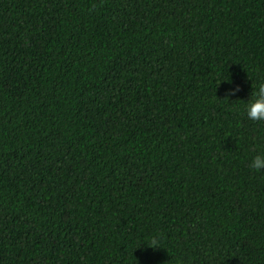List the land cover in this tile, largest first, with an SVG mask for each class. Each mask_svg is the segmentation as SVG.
<instances>
[{
  "label": "trees",
  "instance_id": "obj_1",
  "mask_svg": "<svg viewBox=\"0 0 264 264\" xmlns=\"http://www.w3.org/2000/svg\"><path fill=\"white\" fill-rule=\"evenodd\" d=\"M261 80L264 0H0V264H264Z\"/></svg>",
  "mask_w": 264,
  "mask_h": 264
},
{
  "label": "clouds",
  "instance_id": "obj_2",
  "mask_svg": "<svg viewBox=\"0 0 264 264\" xmlns=\"http://www.w3.org/2000/svg\"><path fill=\"white\" fill-rule=\"evenodd\" d=\"M222 83L231 85L232 81L231 79H228L224 80ZM239 90V86L229 87L225 89V97L234 96ZM244 108L246 115L250 120L264 122V80H261L253 87L251 95L247 99ZM248 167L255 171H264V152H258L255 156H253L248 162ZM150 243L151 246H149L147 243H144V245L150 248L159 247L158 241L156 239H152Z\"/></svg>",
  "mask_w": 264,
  "mask_h": 264
}]
</instances>
